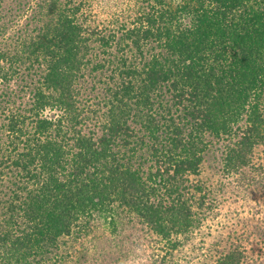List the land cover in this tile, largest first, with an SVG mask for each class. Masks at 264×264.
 I'll return each mask as SVG.
<instances>
[{
	"label": "trees",
	"instance_id": "obj_1",
	"mask_svg": "<svg viewBox=\"0 0 264 264\" xmlns=\"http://www.w3.org/2000/svg\"><path fill=\"white\" fill-rule=\"evenodd\" d=\"M233 197L264 202V0H0V264H264Z\"/></svg>",
	"mask_w": 264,
	"mask_h": 264
},
{
	"label": "rangeland",
	"instance_id": "obj_2",
	"mask_svg": "<svg viewBox=\"0 0 264 264\" xmlns=\"http://www.w3.org/2000/svg\"><path fill=\"white\" fill-rule=\"evenodd\" d=\"M219 164L217 160H212V158L205 163L203 167L202 177L203 178H211L213 181H217L219 179ZM257 198V197H256ZM256 198H253L256 201ZM261 200L260 203H255L251 201L250 203H243L242 201L235 202L234 197L225 204L222 210V215L219 217V222L227 224L229 218L234 221V225H241L244 221H254V224L257 223L258 219L264 218V202L261 197H258ZM230 202H234L230 203ZM241 227V226H240ZM216 235V233H214ZM187 253L184 256H187ZM115 257V256H114ZM181 259H184L181 257ZM188 260V259H187ZM183 262L184 264H192L190 261ZM113 261V260H111ZM136 259L126 260L125 264H134ZM92 263V262H91Z\"/></svg>",
	"mask_w": 264,
	"mask_h": 264
}]
</instances>
